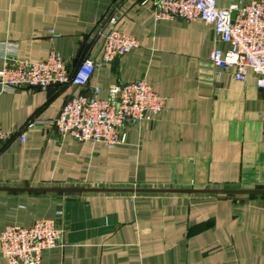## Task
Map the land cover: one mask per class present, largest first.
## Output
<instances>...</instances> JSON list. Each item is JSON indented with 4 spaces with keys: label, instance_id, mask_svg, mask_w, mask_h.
I'll return each mask as SVG.
<instances>
[{
    "label": "crops",
    "instance_id": "obj_1",
    "mask_svg": "<svg viewBox=\"0 0 264 264\" xmlns=\"http://www.w3.org/2000/svg\"><path fill=\"white\" fill-rule=\"evenodd\" d=\"M112 15L139 46L102 63ZM6 41L23 59L56 50L75 67L98 65L88 87L0 85V131L11 133L0 140V232L55 219L62 241L40 264H264V193L243 192L264 190V92L253 74L239 81L217 73L209 53L229 44L212 25L156 19L147 0H0ZM141 78L165 108L132 126L128 144L96 146L48 125L27 127L57 117L80 92L99 87L103 98L113 83ZM223 189L238 192L214 191Z\"/></svg>",
    "mask_w": 264,
    "mask_h": 264
},
{
    "label": "built area",
    "instance_id": "obj_2",
    "mask_svg": "<svg viewBox=\"0 0 264 264\" xmlns=\"http://www.w3.org/2000/svg\"><path fill=\"white\" fill-rule=\"evenodd\" d=\"M155 10L156 19H202L214 27L217 37L229 44L227 50L215 47L209 59L218 74L232 71L239 81L253 74L264 92V0H250L221 7L217 0H147ZM104 36L102 63H109L139 46L137 37L124 32L115 15L108 18ZM0 85L4 90L18 88L47 89L53 85L74 84L88 87L98 65L86 59L78 67L56 50L40 61L23 59L13 41L0 43ZM100 88L80 92L67 100L57 117L36 119L60 136L79 142L115 147L128 144L129 130L143 121H156L165 108V98L158 95L146 78L110 85L107 97H99ZM11 133L0 131V140ZM21 137L25 139V133ZM264 140V133H263ZM63 230L52 218H40L32 226L9 225L0 232V244L6 264H40L44 250L59 245Z\"/></svg>",
    "mask_w": 264,
    "mask_h": 264
},
{
    "label": "water",
    "instance_id": "obj_3",
    "mask_svg": "<svg viewBox=\"0 0 264 264\" xmlns=\"http://www.w3.org/2000/svg\"><path fill=\"white\" fill-rule=\"evenodd\" d=\"M141 191H161L163 189H147V188H141L139 189ZM170 190V189H167ZM171 190H178V191H190L189 189H171ZM216 192H221V193H233V192H238V190H232V189H223V190H214ZM243 192L247 193H264V190H243Z\"/></svg>",
    "mask_w": 264,
    "mask_h": 264
}]
</instances>
